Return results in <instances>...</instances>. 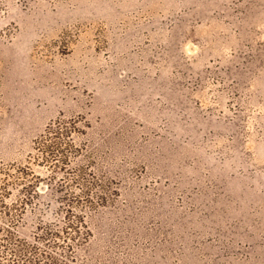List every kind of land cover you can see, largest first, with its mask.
I'll return each instance as SVG.
<instances>
[{
  "label": "rangeland",
  "instance_id": "1",
  "mask_svg": "<svg viewBox=\"0 0 264 264\" xmlns=\"http://www.w3.org/2000/svg\"><path fill=\"white\" fill-rule=\"evenodd\" d=\"M50 253L264 264V0H0V264Z\"/></svg>",
  "mask_w": 264,
  "mask_h": 264
},
{
  "label": "trees",
  "instance_id": "2",
  "mask_svg": "<svg viewBox=\"0 0 264 264\" xmlns=\"http://www.w3.org/2000/svg\"><path fill=\"white\" fill-rule=\"evenodd\" d=\"M82 172H83V167L80 168V170H78V174H76L78 176L75 178L74 181L77 183V185L81 184L82 187H84L82 189L83 195L79 196L77 194H74L73 192L70 193L69 195H71L72 198H69V200L71 202H67V206H65L64 208L65 215L63 219L65 220H63V223L60 225L61 227H58L56 229L50 226V230L45 232L46 236H50V240L51 239L53 240L52 242L53 246L59 243L57 242L58 239H61V241L64 243V246L68 248V255L65 254L66 258H68V256L73 257V253L75 252V245L86 241L90 235V227L87 224V222L84 220L83 215L78 214L77 212L75 214L74 212L73 203L75 200L73 201V199L79 201V197H84L83 198L85 199L84 203L86 202V204H88L89 207H96L99 204H102L103 202L107 201V195L105 192H102V194L97 195V198L95 199L92 198L91 191H92V186L95 184V181L93 182V180H86L85 178H83ZM53 235L56 238V240L52 238ZM11 253L15 255L14 251H12ZM23 254L25 255V253ZM45 257L48 258V260H50V264H57V263L67 264L66 260L64 259L62 260L59 257L57 258L56 255L51 253ZM22 260L24 261L25 259H23L22 257Z\"/></svg>",
  "mask_w": 264,
  "mask_h": 264
}]
</instances>
